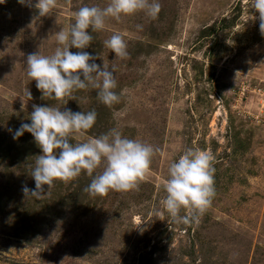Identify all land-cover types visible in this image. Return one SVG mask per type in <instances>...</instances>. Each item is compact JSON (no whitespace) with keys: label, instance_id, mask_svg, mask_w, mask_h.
Instances as JSON below:
<instances>
[{"label":"rangeland","instance_id":"374dc122","mask_svg":"<svg viewBox=\"0 0 264 264\" xmlns=\"http://www.w3.org/2000/svg\"><path fill=\"white\" fill-rule=\"evenodd\" d=\"M107 2L56 0L43 17L17 0L0 4V264H264L258 13L250 0H160L155 20L143 13L108 18L83 51L115 66L119 102L105 106L91 88L42 99L26 75L27 55L52 54L54 33L74 22L75 11ZM116 32L127 44L123 59L103 43ZM34 104L95 110L94 125L73 143L116 127L151 144L156 151L137 188L90 195L92 177L82 171L44 185L39 199L25 197L22 186L34 189L30 174L41 150L30 133L13 140L12 132L30 123ZM189 147L214 157L215 196L195 222L173 223L160 203L163 185L169 164Z\"/></svg>","mask_w":264,"mask_h":264},{"label":"clouds","instance_id":"9594fccd","mask_svg":"<svg viewBox=\"0 0 264 264\" xmlns=\"http://www.w3.org/2000/svg\"><path fill=\"white\" fill-rule=\"evenodd\" d=\"M5 0H0L3 4ZM17 3L35 8L37 17L48 15L55 7L56 0H17ZM250 8L258 13L259 30L264 36V0H250ZM160 0H108L106 6H82L73 13L74 22L68 28L54 33L55 50L50 55L39 51L27 55L26 75L35 81L41 98L62 100L77 90H96V98L105 106L119 102L115 66L97 64V56L83 51L93 39L92 32L105 28L108 18L119 21L122 17L137 13L155 20L160 12ZM142 30V25H135ZM114 53V59L126 58L127 44L124 37L116 32L104 42ZM70 48L77 49L70 52ZM29 99L31 93L27 91ZM28 117L30 123H21L12 132L13 140L28 132L40 148L32 166L31 177L34 189L22 186L27 198L39 199L43 186L49 188L56 180L68 181L82 171L92 179L85 188L90 195H103L109 190L127 192L136 189L138 181L150 167L156 149L148 143L130 139L120 129L113 127L106 133L84 142L73 143L74 134L83 135L96 120L95 110L73 112L70 109L53 106L33 105ZM214 157L198 148L185 149L167 169L163 188L166 193L161 200L163 210L173 223L189 224L204 213L215 196ZM102 171L93 176L94 170ZM188 215H181V210Z\"/></svg>","mask_w":264,"mask_h":264}]
</instances>
